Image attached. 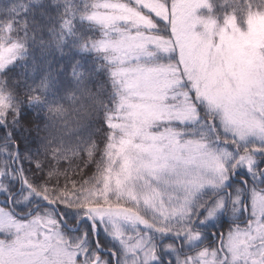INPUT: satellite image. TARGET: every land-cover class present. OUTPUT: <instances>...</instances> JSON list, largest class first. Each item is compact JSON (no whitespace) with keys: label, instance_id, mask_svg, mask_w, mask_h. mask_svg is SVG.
Masks as SVG:
<instances>
[{"label":"snow or ice","instance_id":"1","mask_svg":"<svg viewBox=\"0 0 264 264\" xmlns=\"http://www.w3.org/2000/svg\"><path fill=\"white\" fill-rule=\"evenodd\" d=\"M224 3L222 22L210 0H84L82 10H65L59 28H47L52 45L63 54L72 40L102 56L114 100L102 145L49 139L30 158V175L18 149L34 122L21 116L20 98L56 117L67 108L48 99L60 89L51 72L36 79L35 54L28 68L29 41L46 25L0 19V135L11 148L3 149L11 162L0 165V264H161L162 248L175 257L167 264H264V144L250 142L264 141V0ZM78 21L99 34L78 32ZM158 52L173 55L156 65ZM21 64L27 77L14 71ZM79 64L69 65L76 80ZM66 98L80 100L74 90ZM73 110L87 115L88 107ZM239 169L251 177L243 187L230 185ZM228 213L225 231L194 244L201 225ZM84 218L91 228L70 234ZM100 228L114 246H93ZM165 236L175 240L161 246Z\"/></svg>","mask_w":264,"mask_h":264},{"label":"trees","instance_id":"2","mask_svg":"<svg viewBox=\"0 0 264 264\" xmlns=\"http://www.w3.org/2000/svg\"><path fill=\"white\" fill-rule=\"evenodd\" d=\"M0 19L7 18L10 15L17 16V19L23 20L27 18L30 22L38 20L45 24L46 27L42 31L35 33V41H29L30 55L28 60V68L32 67V55L35 54L37 64L36 72L37 77L43 75L45 71L51 72L55 78L54 84L57 82L60 85L58 93L53 97L49 95V100H56L59 103L70 106L72 109L80 108L81 103L88 107L87 115H83V121L79 124L75 133L67 134L59 138L52 139L54 142L59 143L61 140L66 146L82 143L84 141L95 140L98 144L102 145L107 132V126L105 122V111L107 108H111L114 100V86L110 75L109 67L106 66V62L102 56L93 51H79L72 47V40L66 42L63 46V54L54 48L52 50L49 45L52 41V33L47 28L52 27L54 29L59 27V16L68 10L74 8V5L82 6L84 2H75L68 4L65 0H60L58 5H52L51 0H42L41 3L30 4L27 0L22 1V6L28 8L27 12H24L25 7L16 6L19 4V0H0ZM7 2V3H5ZM212 4V12L217 20L223 19L224 14L229 11L228 5L224 3V0H210ZM2 3V4H1ZM44 10L45 13L50 12V16H41L40 11ZM35 13V15H33ZM208 13V11H207ZM19 14V15H17ZM78 32H82L85 35L92 36L98 35L99 30L96 28H83L79 21L77 22ZM35 31V28H33ZM44 41V44H40L39 41ZM41 49L46 50L45 55H41ZM79 60L80 64L77 66V72H80V78L78 80L73 79L69 74V65ZM61 66L63 69L61 70ZM14 71L17 75L23 74L27 77V71L23 64L16 66ZM33 81L29 80V83ZM69 90L76 91V94L80 96V100L75 105L66 98ZM84 93V94H82ZM21 103V116L27 117L34 122V127L30 132H26L25 135L29 136V140H24L21 147L25 148V152H29L32 157H37L43 154V146L45 145L46 137H48L49 131L54 127L56 118L47 111L44 106L36 104H28L26 97L20 98ZM7 132V129H5ZM19 131V129H16ZM70 210V209H69Z\"/></svg>","mask_w":264,"mask_h":264},{"label":"rangeland","instance_id":"3","mask_svg":"<svg viewBox=\"0 0 264 264\" xmlns=\"http://www.w3.org/2000/svg\"><path fill=\"white\" fill-rule=\"evenodd\" d=\"M27 1L30 4L35 3L34 0H27ZM65 1L68 4H73V3L78 2V1H79V3L84 2V0H65ZM0 2H2V1H0ZM5 3H7V2H5ZM83 5L82 6H79V5H76L75 6L74 5V7H78L79 9L82 10ZM16 6H18V8L19 7L22 8V7H25V4H23V6H22V1L19 0V4L16 3ZM207 11H208L207 9H201L200 10V12L205 13V14H208ZM222 20L223 19H218L219 22H222ZM58 28H56V29H58ZM53 38L54 37H53V33H52V41H53ZM52 41H51L49 47L52 50H54V48H56V47L52 45ZM172 55L173 54L159 53L158 52V53H156V55L153 58V60H154V62H155L156 65H158L160 63H165L166 64V63L169 62L170 57ZM199 110L203 113L204 112L203 106H201ZM0 130H2L4 133H6V130L3 129L2 126H0ZM250 142H255L257 144H264V141H260V140H254V141H250ZM223 146L228 147L230 150H234L231 145H223ZM4 148H9V150L11 151L10 145L8 144L5 136L4 135H0V165H7V164H9L11 162V157L8 154H5L3 152V149ZM18 151L20 153V157H21L22 163L24 164L25 171L30 175L31 174L32 167H33L32 164H31V162H30L31 155L29 154V152H25V148L21 147V144L19 145ZM258 155H260V154H258ZM260 166H262V167L264 166V161H261L260 162ZM244 180H249L250 181L251 180V177L247 173V170L246 169H239L237 171L236 175L231 178L230 185H239V186L243 187ZM8 184L11 185V186H13V187H19V181L9 180L8 181ZM233 190H234V188H233ZM2 199H3V193L0 192V200H2ZM68 211L73 213L72 220H73V223H76V216H75L74 210H71L70 209ZM222 218H223V214L222 215H218L214 219H209L205 224L201 225L200 227L204 226V228H206V227L212 226L211 224H215L216 223L215 222L216 220H217V223H221L219 221V219L222 220ZM225 225H227V224H225ZM90 228H91V222L89 220H87V218H84V219L79 220V223L77 224V227H76L74 233H72V230L71 229H69V232H70V234L80 235L82 231L87 230V229H90ZM226 229H227V227H222L221 228L222 231H225ZM211 237L214 238V234L211 235ZM97 240H99L102 244L108 245V246H114L116 244V242L112 239V237L109 236L103 230V228H100V230L96 233L95 237L91 240V243L93 244V246L96 244ZM171 240L174 241L175 238L174 237H171V236H165L162 239L158 238V242L161 244V246L163 244H165V243L172 242ZM204 241H205L204 236H201L200 241H196V242H194V244L197 246V245H199L198 244L199 242L202 243ZM175 242L177 243L178 246H181L180 247V250L181 251H184L185 248L190 247V246H187V245H183V241H175ZM104 252H105V255H110L109 253H107L106 249L104 250ZM166 259H173V260H175V257L174 256H169L167 253H164L163 252V248H162V262H161V264H165V263L167 264Z\"/></svg>","mask_w":264,"mask_h":264},{"label":"clouds","instance_id":"4","mask_svg":"<svg viewBox=\"0 0 264 264\" xmlns=\"http://www.w3.org/2000/svg\"><path fill=\"white\" fill-rule=\"evenodd\" d=\"M67 113L63 117H56V123L54 127L49 131L48 137H46V141L49 139L59 138L61 136H65L67 134L75 133V130L83 121V111H74L70 106L66 107Z\"/></svg>","mask_w":264,"mask_h":264},{"label":"flooded vegetation","instance_id":"5","mask_svg":"<svg viewBox=\"0 0 264 264\" xmlns=\"http://www.w3.org/2000/svg\"><path fill=\"white\" fill-rule=\"evenodd\" d=\"M264 167V166H263ZM229 214V215H228ZM228 214H223V218L222 220L219 219V221L221 223H217V220L215 221L216 223L215 224H211L212 226H209V227H206L204 228V226L201 227L202 229V233L204 236V239L205 241L204 242H209L211 243L214 239H215V236L214 238L211 237V235L215 234V235H219L221 232H223L221 230L222 227H228V225H231V223L233 222V217H232V214L231 213H228ZM230 216V217H229ZM227 224V225H225ZM212 238V239H211ZM172 241V240H171ZM202 242V243H204ZM202 243H198L199 245L202 244ZM197 245V246H199ZM168 259H166V262H167ZM166 264V263H165Z\"/></svg>","mask_w":264,"mask_h":264}]
</instances>
